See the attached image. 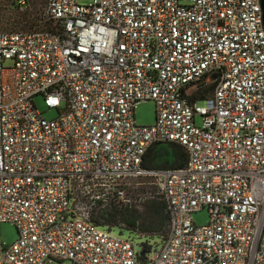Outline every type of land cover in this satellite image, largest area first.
Returning a JSON list of instances; mask_svg holds the SVG:
<instances>
[{
	"label": "built area",
	"instance_id": "obj_1",
	"mask_svg": "<svg viewBox=\"0 0 264 264\" xmlns=\"http://www.w3.org/2000/svg\"><path fill=\"white\" fill-rule=\"evenodd\" d=\"M42 20L0 32V224L18 234L0 264H264L259 0H45ZM146 101L155 122L138 126ZM160 144L185 164L153 166ZM140 180L167 230L135 250L93 212L129 205Z\"/></svg>",
	"mask_w": 264,
	"mask_h": 264
},
{
	"label": "rangeland",
	"instance_id": "obj_2",
	"mask_svg": "<svg viewBox=\"0 0 264 264\" xmlns=\"http://www.w3.org/2000/svg\"><path fill=\"white\" fill-rule=\"evenodd\" d=\"M76 2L85 3L87 0H76ZM44 7L45 0H0V32H27L47 28V23L42 20ZM5 65L8 66L9 63L6 62ZM33 104L43 118L48 120L56 116L54 110H49L44 106L41 96H35ZM133 113L135 123L138 126H151L155 122V106L151 101L138 104ZM157 149L159 154L156 155L153 161L154 166H159L163 162H172L173 156L169 145L162 144ZM128 195L131 199L130 204L115 211L144 218L148 211L143 206L147 201L162 202L155 187L147 181L132 182ZM107 211L113 210L107 209ZM97 212L98 210L94 211L93 216H96ZM191 220L196 226L205 225L208 221L207 210L204 208L193 213ZM124 227L123 224L117 222L116 227H113L111 232L114 234L120 233L122 237L132 240L135 250H139L145 244L156 245L162 237L160 232L138 234ZM17 238L18 234L13 225L9 223L0 224V241L3 244L10 245Z\"/></svg>",
	"mask_w": 264,
	"mask_h": 264
},
{
	"label": "trees",
	"instance_id": "obj_3",
	"mask_svg": "<svg viewBox=\"0 0 264 264\" xmlns=\"http://www.w3.org/2000/svg\"><path fill=\"white\" fill-rule=\"evenodd\" d=\"M45 23V22H44ZM48 28V27H47ZM210 94V90L203 91V95L198 98H203ZM170 151L173 156V160L170 164L165 165L164 167L169 168H179L182 167L186 162V155L183 149L177 145H169ZM154 149H149L147 156L151 161L152 154ZM143 207H146L147 211L144 218H140L135 215H130L127 213H121L120 211H107V210H98L97 215L94 216L95 220L100 219L103 225L116 226V223L119 222L123 224L128 230L138 233H161L162 236L166 233L167 230V215L164 211L163 202H154L147 201ZM97 222V221H96Z\"/></svg>",
	"mask_w": 264,
	"mask_h": 264
},
{
	"label": "water",
	"instance_id": "obj_4",
	"mask_svg": "<svg viewBox=\"0 0 264 264\" xmlns=\"http://www.w3.org/2000/svg\"><path fill=\"white\" fill-rule=\"evenodd\" d=\"M259 3H260V8H261L262 26H264V0H259ZM213 79H215V76L214 75L210 76L207 79V81H212ZM160 145H162V144H160ZM157 147L154 149L153 154H152V158H151L152 165H153L154 159L156 158V155L159 154V150L157 149ZM167 164H170V162L169 163L168 162H163L159 166H155V167H161V166H165Z\"/></svg>",
	"mask_w": 264,
	"mask_h": 264
}]
</instances>
